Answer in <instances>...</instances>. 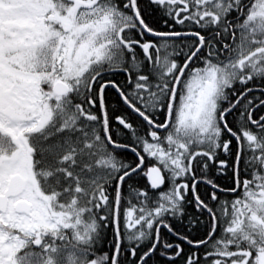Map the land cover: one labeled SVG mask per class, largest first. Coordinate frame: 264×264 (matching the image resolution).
<instances>
[{
	"label": "snow or ice",
	"instance_id": "snow-or-ice-1",
	"mask_svg": "<svg viewBox=\"0 0 264 264\" xmlns=\"http://www.w3.org/2000/svg\"><path fill=\"white\" fill-rule=\"evenodd\" d=\"M0 264H264V0H0Z\"/></svg>",
	"mask_w": 264,
	"mask_h": 264
}]
</instances>
